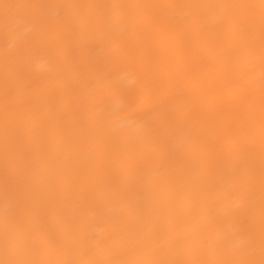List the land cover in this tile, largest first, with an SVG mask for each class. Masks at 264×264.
I'll return each instance as SVG.
<instances>
[{
  "label": "snow or ice",
  "instance_id": "obj_1",
  "mask_svg": "<svg viewBox=\"0 0 264 264\" xmlns=\"http://www.w3.org/2000/svg\"><path fill=\"white\" fill-rule=\"evenodd\" d=\"M4 10V43L6 58L11 54L21 60L30 44L27 36L15 35L9 24L13 10L52 8L54 16L33 14L36 30L51 31L63 40L71 37L73 47H91L96 41L110 47L102 49L97 63L106 61L115 53L123 52L130 33H167L179 46L183 39L196 31L212 26L220 31L219 39L211 46L208 56L222 58L218 71L235 73L237 87L223 97L224 102L238 99L254 89L253 73L255 50L259 46L261 94L260 145L261 167L259 173V259L255 253V216L257 214L256 177H237L235 169L227 162L238 159L251 151L255 134L251 127L246 131L225 128L214 140L205 138L203 132L193 129L189 142L182 151L173 147V134L164 122L151 121L139 150L122 154L115 161L105 162L103 156L112 137L109 121L121 118L118 114H98L93 124L81 126L77 132L63 123V112L37 111L29 118V126L14 124L6 117L4 125V187L6 194L14 190L20 195L5 209L4 229L0 240V264H130L121 260L71 259L45 260L35 255L42 250L70 243L82 253L113 251L123 242H143L150 239L152 250L188 251L193 255L216 249L226 258L156 259L134 264H264V0L225 4H9ZM182 8L190 10L179 22L173 21L155 10ZM86 9L99 10L95 14ZM203 9H223L224 15L209 21ZM12 41L9 53L7 46ZM145 49L132 53L133 62L144 59ZM82 73L75 66L71 82L79 83ZM116 82L98 83L93 89V101L98 107L108 96L125 94ZM142 97V89L128 92ZM75 108L70 102L65 111ZM145 115L150 109H145ZM128 119L134 113L125 112ZM55 121L59 131L49 130ZM87 144L98 158L88 170H82L79 162L81 145ZM151 171L154 182L150 185L153 201L147 207H138L134 219L124 213L109 218L115 230L97 233L87 227L80 229L71 241L59 232L49 231L41 221V213L48 205L54 188L66 182L83 184L82 196H106L118 201L120 192L112 186L109 175L136 178ZM138 204H143L145 193H137ZM207 211L222 227L218 238L212 240L199 235L197 224L160 231L155 238L151 233L156 226L166 224L180 216H199Z\"/></svg>",
  "mask_w": 264,
  "mask_h": 264
},
{
  "label": "bare ground",
  "instance_id": "obj_2",
  "mask_svg": "<svg viewBox=\"0 0 264 264\" xmlns=\"http://www.w3.org/2000/svg\"><path fill=\"white\" fill-rule=\"evenodd\" d=\"M255 2L258 0H0V4H225ZM99 10L86 9L85 13L95 14ZM173 21L179 22L190 10L167 8L155 10ZM203 15L209 21L224 15L223 9H203ZM55 9L40 8L34 10H13L9 24L17 36H27L30 44L21 60L19 56L7 55L4 43V10L0 7V240L4 229L5 209L14 203L20 195L14 190L5 192L4 175V125L6 117L14 124L29 126V118L38 110L63 112V123L73 132L81 126L90 127L98 119V114L115 113L121 118L109 121V134L112 137L107 145L103 160L115 161L122 154L139 150L151 121L166 122L172 129L173 147L182 151L189 142L193 129L203 132L205 138L214 140L225 128H252L255 143L250 152L238 159L227 162L235 169L237 177H256L257 214L255 216V253L259 259V173L261 167L260 145V107L259 87L260 62L259 46L255 50L253 73L255 76L252 92L238 99L224 102L223 97L236 87L238 76L235 73L218 71L222 63L220 57L208 56L211 46L219 39L220 31L209 26L202 31L190 33L178 46L167 33L146 34L130 33L125 41L124 51L115 53L102 63L97 56L102 49L110 46L96 41L91 47H73L71 37L59 39L54 32L38 31L32 23V15L54 16ZM13 42L7 50L10 53ZM145 49L144 59L133 62L132 53ZM79 66L82 80L71 82L72 72ZM109 81L126 90L125 94L108 96L105 103L96 106L93 101V89L98 83ZM142 89L144 95L137 97L128 92ZM75 102V108L65 111ZM145 109H150L145 115ZM125 112L134 113L128 119ZM49 130L59 131L55 121L49 123ZM98 157L90 151L87 144L81 145L79 162L82 170H88ZM151 171L136 178H121L109 175V181L120 192V199L113 201L106 196H82L83 184L66 182L54 188L48 198V205L41 213V221L46 228L59 232L67 241L77 232L87 227L97 233L115 230L109 218L124 213L128 220L134 219L138 207H147L153 201L150 185L154 182ZM143 190L145 200L138 204L137 193ZM177 224L191 226L197 224L199 235L216 239L222 227L204 211L199 216H180L171 222L156 226L151 233L155 238L160 231L171 232ZM150 239L143 242H123L113 251L82 253L70 243L54 246L35 255L37 259L71 260L97 259L142 262L156 259H203L226 258L220 251L209 249L193 255L188 251L152 250ZM2 257V252H0Z\"/></svg>",
  "mask_w": 264,
  "mask_h": 264
}]
</instances>
